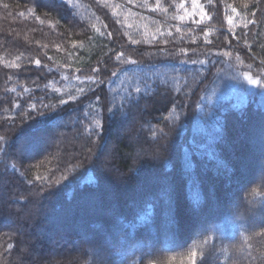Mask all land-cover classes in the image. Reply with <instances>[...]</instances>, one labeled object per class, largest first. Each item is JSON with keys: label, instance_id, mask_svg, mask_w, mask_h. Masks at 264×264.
I'll use <instances>...</instances> for the list:
<instances>
[{"label": "trees", "instance_id": "obj_1", "mask_svg": "<svg viewBox=\"0 0 264 264\" xmlns=\"http://www.w3.org/2000/svg\"><path fill=\"white\" fill-rule=\"evenodd\" d=\"M263 150L264 0H0V264H264Z\"/></svg>", "mask_w": 264, "mask_h": 264}, {"label": "rangeland", "instance_id": "obj_2", "mask_svg": "<svg viewBox=\"0 0 264 264\" xmlns=\"http://www.w3.org/2000/svg\"><path fill=\"white\" fill-rule=\"evenodd\" d=\"M127 129V128H126ZM261 156H258V157H263L264 158V150L262 151V153L260 154ZM102 158H103V161H105V162H107L109 159V157L107 158V156H105L104 154L102 155ZM263 162H262V167L264 166V159L262 160ZM257 174H258V176H260V177H263L264 176V168L263 169H258L257 171H256V175H252V176H250L251 178H255V180L257 181V180H259V178L260 177H258L257 176ZM246 176V175H245ZM244 176V177H245ZM138 177V176H137ZM250 177H248V176H246L245 178L248 180V179H250ZM251 180V179H250ZM246 181V180H245ZM245 181L244 180H239L238 182H235V185L237 184L238 186H240V185H243V184H245ZM255 181V182H256ZM258 182V181H257ZM202 220H203V217H202ZM183 222H184V219H183ZM5 223H10L8 220H5ZM105 225V224H104ZM107 225H109L108 223H106V226ZM104 226L102 225V228H103ZM102 228H100V229H102ZM183 228H185L184 227V225H183ZM100 229H98V230H100ZM91 231V230H90ZM97 231V230H96ZM184 231H186V230H184ZM100 232H102V230L100 231ZM93 233L94 234H96V233H98V232H94L93 231ZM78 236V235H77ZM89 235H83L82 237H81V239H82V241L84 240V239H87L86 237H88ZM90 237V236H89ZM87 245H84V250H85V252H86V254L87 255H92L93 257H94V259H93V261L95 262V264H100V263H102L104 260H105V257H106V255H105V253H102L101 251H100V253L98 252V250L96 251L95 249H93L91 246H90V244L89 243H86ZM244 248V250H241V249H243ZM249 251H251V250H249L248 248H245V247H242V248H240L239 249V256L240 257H242L241 259H245L246 257H247V255H248V252Z\"/></svg>", "mask_w": 264, "mask_h": 264}, {"label": "snow or ice", "instance_id": "obj_3", "mask_svg": "<svg viewBox=\"0 0 264 264\" xmlns=\"http://www.w3.org/2000/svg\"><path fill=\"white\" fill-rule=\"evenodd\" d=\"M194 3H195V0H194ZM181 7H183V5H181ZM233 11H235V9H233ZM229 22H231V20Z\"/></svg>", "mask_w": 264, "mask_h": 264}]
</instances>
